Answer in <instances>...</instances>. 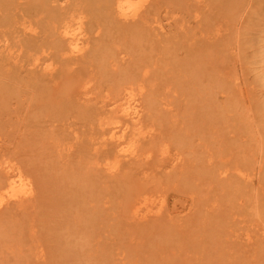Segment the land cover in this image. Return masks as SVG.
Here are the masks:
<instances>
[{"label":"rangeland","instance_id":"374dc122","mask_svg":"<svg viewBox=\"0 0 264 264\" xmlns=\"http://www.w3.org/2000/svg\"><path fill=\"white\" fill-rule=\"evenodd\" d=\"M211 1H165L152 26L161 21L162 39L180 44L153 39L152 49L129 48L126 34L110 40L103 17L99 28L93 10L72 6L68 19L83 22L87 46L102 34L116 50L99 68L69 65L75 94L62 90L54 58L46 73L54 67L55 77L28 71L50 47H13L25 71L19 86L0 74V180L18 172L25 201L19 218L0 193V264H264V0H234L232 19ZM20 12L22 40L43 37L41 16ZM128 68L136 77L122 79ZM128 103L140 110L136 121L122 110Z\"/></svg>","mask_w":264,"mask_h":264},{"label":"bare ground","instance_id":"6f19581e","mask_svg":"<svg viewBox=\"0 0 264 264\" xmlns=\"http://www.w3.org/2000/svg\"><path fill=\"white\" fill-rule=\"evenodd\" d=\"M165 1H168V0H27V2L25 3V7L23 6L20 8L19 4H18L19 3L18 0H0V55H1V59H2V60H0V74L1 75L7 74L6 76L12 77L13 79H15V81L17 80L15 83L19 86V84H21L20 80H19L20 75H21V71H25L24 70V66H25L24 64L25 63H23V61L21 60L20 57L12 54L11 51H12L13 47H15V45H17L19 43L22 44V42H23V44L25 43L26 45H28V47L29 46H32L35 48H41L42 46H43V48L47 47L48 49L47 48H45V50L43 49L44 51H47V52H49L48 50L50 47L51 51L49 52V56H47L45 54V56L47 58H45L43 56L45 58L43 62H40L41 57L39 55L40 58L36 57L33 59V61L29 62V65L27 64L28 66L31 65L33 67V68H31V66H30L29 68H31V69H28V71L30 72L32 78L35 80H41L42 81L43 77L45 78L46 76H48V78H49V76L55 77L57 72H55L56 70L55 71L53 70L54 67H53V69H51V73H50V71H49V73H46V72H48L47 69H49L53 63V62H51V63L47 64V61L54 58L58 63L57 68H59L58 70H60L59 74H62L61 75L62 77L64 76L65 83H62L61 88L63 91L65 88V91L67 90V92H68L70 89L72 90V88L76 87L75 83L78 80V78L76 79L74 75L69 76V74H71V73H68V72H70V69H68V72H67V68L69 67V65L74 66V68L76 70L75 72L79 73L83 70L84 67H87L86 65L88 62L90 63L91 61H97L98 68H99L100 66H103V64H105L104 61L106 60V58H109L112 56L115 59V55H116V50L114 51V49L108 48L107 45L110 44L109 42H107L108 43L107 45L103 46L104 44H106V42L103 43L104 41H102V40H104V38H103L104 35L102 36V34H101V36H99V38L97 37L98 35L96 36V40L98 39L97 44L93 45L92 47L87 46L88 42H85V40L82 39L81 34L79 33V30H81L82 26L84 25L83 22L82 21H79V22L74 21L73 22V20L72 21H71V19L69 20L68 16H67L68 11L73 10V8L74 9L78 8V6H85L90 11L93 10L92 16L95 17L96 21L100 22V19L103 17L101 20L104 21L103 23H105V22L107 23V24L105 23L104 26L108 25L107 27L110 28V29H108V30H110V32H108V30L106 29V34L104 33L105 31H103V34L108 36V38L110 40L114 41V39H117V40L120 38L123 39V37H124L123 35L126 34L125 37L128 36L126 44H127V46H129V48H131V47L134 48V47L141 46V45L143 46L144 44H146V42H151L153 46H150V49H152L155 46L154 44H155L156 40H161V42H163V43L164 42L168 43L169 41L167 39H170V42H171L172 37H170V36H173V34L170 35L168 32L167 34H169L170 38L168 37L165 40L162 39L165 35L163 37H161L164 33L162 34V32L161 33L158 32V29L160 31L161 28L165 29L166 26L164 27L163 24L160 25L161 21L159 23H157V24H159L160 28H157V26H155V28H154L152 26V23L155 21L153 18H154V16L157 15V10L161 6H163ZM178 1L180 2V5L178 4L177 0H176V2H174V0H173L175 5L177 4V6H183L184 8L187 7L185 2L186 3H188L187 1H189L191 3L195 2V1L193 2V0L192 1L186 0L185 2H183L184 0H178ZM68 2L70 4H72L70 8H67V6H69ZM148 2H151V8L148 10L147 9L143 10L141 8L142 4L148 3ZM209 2H210V0H209ZM212 2L215 3V7H216V3H218L216 11L218 8L220 9V12H218V14H215V15H219V13H221L220 15H222L221 16L222 19H223V16L227 18L226 15H228L229 19H232V15H234L233 13L235 11V8L237 7V5L234 3V0H216V1L212 0L210 4H212ZM64 3L67 5H65ZM165 3H167V2H165ZM181 3H182V5H181ZM183 3L186 6H184ZM199 3H202V2H199ZM214 3H213V5H214ZM210 4H208V6H206L207 9L210 8V6H209ZM9 5H12V6H9ZM190 5H192V4H190ZM72 6H73V8H72ZM211 7H213V6L211 5ZM202 8H204V7H202ZM20 10H23L24 11L23 13H26V14H38L41 16L40 21L42 23L40 25L41 26L40 28L42 29V31L44 33L43 37L40 36L41 38H43V41L41 40L42 41L41 44H39L40 41L38 40L40 37H37V36L34 39H30V40L23 39L22 40L21 37L24 38V36H21L22 30H20V27L18 26V24L21 20ZM64 10H66V11L63 12ZM197 10H198V8H197ZM232 10H234V11H232ZM213 11H214V8H213ZM102 13H104V14L101 15ZM205 13H207V15H209L208 14L209 12H205ZM214 13H217V12H214ZM214 13H212V14H214ZM153 14H154V16L152 17ZM207 15L203 16L204 23H202V24H205L208 26L209 25L208 21H210L211 19L214 20L215 17L212 18L211 14H210V16H207ZM206 16L209 19L206 18ZM99 17H101V18H99ZM204 17L206 18V20H208L207 21L208 23L206 22L207 24L205 23ZM220 19L218 21H220ZM95 20H94V22H95ZM156 21H158V20H156ZM214 21H216V19ZM90 22H91V20H90ZM201 22H202V20H201ZM221 22L223 24L224 21L221 20ZM101 23L102 22L99 23V28H100ZM103 23H102V25H103ZM219 23H217V24H219ZM226 23H227V21H226ZM75 24L77 26L73 27ZM96 24H97V22H96ZM205 25H204V27H205ZM95 26L97 27V25H95ZM104 26H103V28H101L99 30L101 31L104 28H107L106 26L105 27ZM207 26L205 29L208 31L207 34H209L211 32L210 29H212L215 25L213 26V23L210 22V26H209L210 29L209 30H208ZM37 28H38V26L34 27L33 25H29L27 30H29L31 33L34 34V32L36 33ZM97 28H94V30ZM156 28H157L158 33L155 31ZM163 29H161V30H163ZM113 30H115V33L111 34V31H113ZM183 30H184V28H183ZM212 31H213V29H212ZM177 32H180V31H178V29H177ZM158 36H160L161 38L160 37H159L160 39L155 38ZM11 37L13 38L12 42H10ZM174 37H175V35H174ZM109 39H108V41H109ZM153 39H156V40H154L155 42L154 41L152 42ZM89 40H90V42H93L95 40V37H94V40H92V39H89ZM112 41H111V43H112ZM123 41H125V40H123ZM177 41H179V40H177ZM177 41L175 40L174 42H177ZM174 42L170 43V44L172 45V44H174ZM166 43H164V44H166ZM177 43H178L177 45L179 46L180 42H177ZM215 43L218 44L220 42L217 41ZM177 45L175 44L174 46L177 47ZM212 45H213V43H212ZM86 46H87V48L85 49ZM167 46L165 45V47H167ZM101 48H102V51L104 48H106L107 50H104L103 54H100V56H99L97 52ZM207 48H209V47H207ZM219 48H220V46H219ZM210 49H212V48H210ZM38 50H40V49H38ZM196 51H199V50H196ZM209 51H211V50H209ZM99 52H101V51H99ZM5 53H8V54H5ZM168 54H169V51H168ZM4 55H5V57H4ZM2 57L4 58V60ZM31 58H32V56H31ZM114 59H112V60H114ZM41 60H43V59H41ZM98 60L100 61V64H99ZM73 64L78 65L77 68ZM40 65H42V66L45 65V67H43V68L41 67L40 71H36L37 67H39ZM69 68L72 69L73 67L70 66ZM74 68H73V70H74ZM85 69L83 71H85ZM128 69L130 70L131 68H128ZM52 70L54 72H52ZM76 73H75V75H76ZM59 74H57V75H59ZM73 74H74V72H73ZM78 75H80V74H78ZM135 77L136 76H135L133 70L124 71V73L121 76L122 79L135 78ZM109 78H110V76L108 77V79ZM45 80H46V78H45ZM72 80H76L74 82V84H73ZM7 81L9 82L10 79ZM22 81L23 80H21V82ZM77 82L80 83V81H77ZM10 83H11V81H10ZM27 83H29V82H27ZM58 85H61V83ZM76 85H77V83H76ZM78 86H80V88L82 89L81 85H78ZM59 87L60 86H58V88H54V89H59ZM80 88L78 90H81ZM0 89L6 90V92H8L7 89L5 88V84H3V83L0 84ZM43 90L44 89H42V91ZM76 90H77V88H76ZM78 90H77V92H79ZM83 90L86 91V89H83ZM83 90H81V91L83 92ZM60 91H61V89H60ZM6 92H5V94H6ZM71 92H74V90ZM59 93L60 94L61 93L66 94L63 92H59ZM86 93H87V91H86ZM74 94H75V92H74ZM77 94L80 95L79 93H77ZM18 96H19V94H18ZM67 97L69 99V96H66L65 99H67ZM68 102H71V101H68ZM60 104H62V102ZM104 105L103 106L106 108L107 103H105ZM63 107H67V106L64 105ZM69 108L70 107L68 106L67 110H69ZM101 108H102V106H101ZM64 110L66 111V109H64ZM83 110L84 109H82V111ZM122 110L124 112H126L127 114L131 115L130 116L131 119L134 118V120L138 119L139 115H141L140 110L136 104L133 105V104L128 103V105L127 104L125 106L123 105ZM75 111L77 112V110H75ZM91 111L92 110H89V109L84 110L86 116L94 115V114H92ZM78 112H80V109ZM84 112H80V113L84 114ZM81 117H82V115H81ZM84 118L85 117H83V119ZM85 119H89V117H87ZM123 119H124V117H123ZM128 119H130V118H128ZM134 124H137V123H134ZM117 128H118V126L110 129V130H112L111 135H112V137H117L118 139H121L125 135L124 133H122L125 128L121 127L120 130H116ZM119 133H121V134L118 135ZM121 144H122V142L119 141L118 145L120 146ZM2 152L3 151L1 150V147H0V153H2ZM21 178H22V176L19 175L18 172L8 170L5 173L3 180L2 179L0 180V193L4 194V196L7 195L8 198L10 197L14 200L12 203V208L10 209L9 212L14 213L17 217L19 216V218H21L20 217L21 216L20 215V213H21V211H20L21 202L25 201L24 197H22L24 200L21 199V196H24L22 194L23 190L21 187L23 179L21 180ZM20 181H21V183H20ZM25 196H26V194H25ZM140 208H141V210L143 209L142 207H140ZM40 209H41L40 213L42 212L41 215H45L46 212L44 210L45 209L47 210V208L44 205L40 204ZM42 209H44V210H42ZM141 210L139 209L138 211H141Z\"/></svg>","mask_w":264,"mask_h":264}]
</instances>
